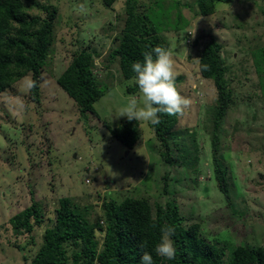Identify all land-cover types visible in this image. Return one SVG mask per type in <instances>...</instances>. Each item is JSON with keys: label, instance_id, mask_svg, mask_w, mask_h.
<instances>
[{"label": "rangeland", "instance_id": "rangeland-1", "mask_svg": "<svg viewBox=\"0 0 264 264\" xmlns=\"http://www.w3.org/2000/svg\"><path fill=\"white\" fill-rule=\"evenodd\" d=\"M127 1L110 7L106 0H23L32 16L46 17L35 2L56 6L59 14L41 79L42 101L29 96L31 75L0 96V264L31 263L44 232L55 227L64 198L90 223L104 220L109 201L147 198L164 205L175 198L181 213L191 224L199 223L209 240L264 248V0H220L207 17L200 15L198 0H133L168 41L176 78L183 79L179 91L192 101L175 129L171 166L162 160L149 122L138 121L142 137L133 150L109 131L127 121L119 117L127 98L142 95L127 93L133 81L123 79L119 60L110 68L104 62L124 27ZM211 38L222 45L234 97L218 154L228 201L214 179L211 112L217 93L212 81L201 78L197 61ZM87 47L101 53L95 74L110 90L95 104L97 114L84 117L57 79L74 53ZM33 202L43 225L31 236L16 237L10 220ZM96 239L102 246L104 233L97 231ZM68 246L69 256L80 250Z\"/></svg>", "mask_w": 264, "mask_h": 264}, {"label": "trees", "instance_id": "trees-1", "mask_svg": "<svg viewBox=\"0 0 264 264\" xmlns=\"http://www.w3.org/2000/svg\"><path fill=\"white\" fill-rule=\"evenodd\" d=\"M220 0H198L197 7L202 17L215 12ZM112 6L116 0H106ZM46 17L40 18L28 13L23 0H0V96L17 82L31 75L30 98L35 103L42 101L41 79L49 58L59 11L56 6H41ZM110 53L104 61L108 68L119 60L120 72L125 81H133L131 65L143 62V53L156 46L169 49V43L151 25L144 14H139L133 0L127 1L124 27L112 40ZM222 45L214 38L204 43L199 54L201 78L213 82L217 93L216 103L211 112V142L214 155V179L217 190L224 199H230L226 173L219 164L220 130L227 112L234 105L227 71L223 65ZM101 53L91 47L76 51L67 69L57 79L58 86L78 105L82 116L97 114L95 104L109 92L105 83H100L96 61ZM208 65V71L202 70ZM182 77L176 78V86ZM133 82L127 87L128 94L138 93ZM180 92V91H179ZM181 116L161 115L162 123L150 127L161 146V158L174 165L173 146L177 143L175 129ZM112 137L133 150L141 141L142 133L138 121H126L115 128H109ZM179 149V148H178ZM183 148H181V151ZM166 180V179H165ZM166 182V181H165ZM168 183H165V188ZM34 220V221H33ZM15 236H31L42 224L38 204L11 218ZM180 211L175 198L164 205H152L147 198H127L121 203H104V220L90 223L78 206L69 198L60 201L56 211V225L44 232L43 243L30 264H141L145 251L149 252L154 264H264V248L249 249L244 246L232 247L204 237L199 223H190ZM165 226L175 228L171 237L177 249L176 257L168 260L156 255L154 249L159 243ZM104 233V244L100 246L96 232ZM80 250L69 256L68 245ZM142 245H144L142 247ZM20 250H23V248ZM27 260V259H26Z\"/></svg>", "mask_w": 264, "mask_h": 264}, {"label": "clouds", "instance_id": "clouds-1", "mask_svg": "<svg viewBox=\"0 0 264 264\" xmlns=\"http://www.w3.org/2000/svg\"><path fill=\"white\" fill-rule=\"evenodd\" d=\"M199 61V59H197ZM175 59L171 49L156 46L143 53V62L131 65L135 74L133 82L138 86L141 98L129 96L127 104L121 109L119 117H126L128 121L149 122L152 125L162 123L160 116H183L191 106V99L181 95L176 86L177 72ZM203 71H208V65H202ZM32 86H35L33 82ZM161 239L154 251L157 256L173 260L177 249L171 239L175 235V228L165 226L161 229ZM144 245H142L143 247ZM141 264H154L152 255L145 251L141 257Z\"/></svg>", "mask_w": 264, "mask_h": 264}, {"label": "built area", "instance_id": "built-area-1", "mask_svg": "<svg viewBox=\"0 0 264 264\" xmlns=\"http://www.w3.org/2000/svg\"><path fill=\"white\" fill-rule=\"evenodd\" d=\"M87 183H89V181H87Z\"/></svg>", "mask_w": 264, "mask_h": 264}, {"label": "water", "instance_id": "water-1", "mask_svg": "<svg viewBox=\"0 0 264 264\" xmlns=\"http://www.w3.org/2000/svg\"><path fill=\"white\" fill-rule=\"evenodd\" d=\"M109 74H110V72H109Z\"/></svg>", "mask_w": 264, "mask_h": 264}]
</instances>
